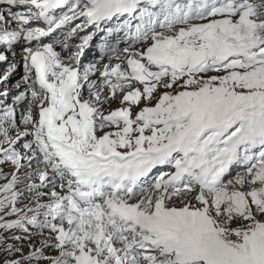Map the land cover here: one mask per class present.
I'll list each match as a JSON object with an SVG mask.
<instances>
[{"label": "snow or ice", "instance_id": "1", "mask_svg": "<svg viewBox=\"0 0 264 264\" xmlns=\"http://www.w3.org/2000/svg\"><path fill=\"white\" fill-rule=\"evenodd\" d=\"M0 64V264H264V0H0Z\"/></svg>", "mask_w": 264, "mask_h": 264}, {"label": "rangeland", "instance_id": "2", "mask_svg": "<svg viewBox=\"0 0 264 264\" xmlns=\"http://www.w3.org/2000/svg\"><path fill=\"white\" fill-rule=\"evenodd\" d=\"M83 35H84V33H80L79 36H78L79 37L78 40H75L74 38L72 39L71 44L73 45V47H72L71 50L73 52L76 51L75 45L81 43L80 36H83ZM96 42L97 41L94 39L93 44L95 45ZM61 51L64 52V54L66 56V54H67L66 51H64V50H61ZM97 57H98V49L95 48V47H90V48L85 50L84 55L81 57V61H82V63L87 64V63L93 61ZM5 70H6V66L3 65V64H0V71L4 72ZM19 70H20L21 75H22V72H23L22 66H21V68ZM15 76L16 75H14L12 78H10L9 87H11L15 83L16 80L20 79V76L19 77L18 76L15 77ZM0 87H3V86L0 85ZM0 182H2V181H0Z\"/></svg>", "mask_w": 264, "mask_h": 264}, {"label": "bare ground", "instance_id": "3", "mask_svg": "<svg viewBox=\"0 0 264 264\" xmlns=\"http://www.w3.org/2000/svg\"><path fill=\"white\" fill-rule=\"evenodd\" d=\"M74 39H75V40H78L79 37H78V36H77V37H74ZM56 50H57V51H60V47H59L58 45L56 46ZM62 54H64V52H63ZM0 73H3V72L0 71ZM15 75H16L15 77H17V76H18V77L21 76V72H20V70H18V73L15 74Z\"/></svg>", "mask_w": 264, "mask_h": 264}]
</instances>
